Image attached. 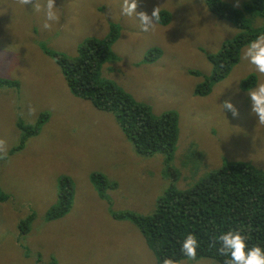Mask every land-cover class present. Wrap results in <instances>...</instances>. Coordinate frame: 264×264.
Masks as SVG:
<instances>
[{
	"label": "rangeland",
	"instance_id": "1",
	"mask_svg": "<svg viewBox=\"0 0 264 264\" xmlns=\"http://www.w3.org/2000/svg\"><path fill=\"white\" fill-rule=\"evenodd\" d=\"M221 2L243 10L252 0ZM122 3L55 0L60 19L45 29L46 0L25 6L0 0V79L15 84L0 88V140L6 147L0 195L8 196L0 202V264H158L137 227L114 220L111 212L150 217L168 188L189 189L225 163H244L264 174V125L251 112L248 96L264 74L243 59L248 45L210 93L195 92L213 72L207 55L220 52L240 31L213 15L203 0H138V12L150 15L159 7L163 13V23L144 32L136 16L121 13ZM245 18L251 30L263 26L255 13ZM110 24L119 28L111 46L117 59L102 66L101 77L155 115L177 113L178 141L170 163L163 153L137 154L115 116L74 97L58 65L44 53L46 48L73 58L85 39H104ZM151 49L159 55L144 63ZM250 75L256 84L243 91ZM225 100L238 116L222 109ZM44 112L48 118L39 133L12 153L22 137L19 124L33 125ZM93 173L117 185L105 191L104 200L90 180ZM61 178L72 184V205L61 219L47 221ZM32 214L29 231L21 233L18 224ZM180 264L219 263L187 259Z\"/></svg>",
	"mask_w": 264,
	"mask_h": 264
},
{
	"label": "trees",
	"instance_id": "2",
	"mask_svg": "<svg viewBox=\"0 0 264 264\" xmlns=\"http://www.w3.org/2000/svg\"><path fill=\"white\" fill-rule=\"evenodd\" d=\"M203 1L213 15L234 24L240 33L223 43L220 52L207 55L213 72L210 78L197 86L195 92L199 95L210 93L211 87L238 64L241 50L264 33V22L260 29L251 30L245 18V14L255 13L264 21V0H252L251 4L243 6V10L228 6L221 0ZM162 16L163 13H160L159 21L163 23ZM118 32L119 28L110 24L104 39H85L73 58L46 48H43L44 53L58 65L74 97L90 101L96 109L115 116L126 141L132 144L137 154L163 153L170 163L178 141L177 113L167 111L155 115L148 105L138 103L120 86L101 77L102 66L117 59L111 46L118 39ZM158 55V49H151L144 63L155 62L157 58L154 57ZM255 79L254 75L248 76L242 82V90L252 89L256 84ZM13 85L14 82L0 79V88ZM47 118L48 114L44 112L33 125L19 124L22 137L12 153L22 150L26 140L39 133ZM90 180L102 200L106 199L107 189L117 187L98 173H93ZM58 184L57 203L47 213V221L61 219L72 205L73 187L70 180L61 178ZM7 199V195H0V202ZM111 216L117 221H130L137 227L158 264H162L164 258L179 262L187 260L181 252V244L189 233L195 234L199 242L196 259H212L224 264L225 259L230 257L217 251L219 244L214 245L213 237L230 229H238L248 237L246 252L253 246L264 250V174L244 163H225L189 189L168 188L157 201L156 211L150 217L132 212H111ZM33 220L32 214L21 221L19 231L27 233Z\"/></svg>",
	"mask_w": 264,
	"mask_h": 264
},
{
	"label": "clouds",
	"instance_id": "3",
	"mask_svg": "<svg viewBox=\"0 0 264 264\" xmlns=\"http://www.w3.org/2000/svg\"><path fill=\"white\" fill-rule=\"evenodd\" d=\"M17 3L21 6L32 3V0H17ZM55 0H46L45 6V23L43 27L50 29L51 24L49 21L58 22L60 17L56 12ZM33 7L35 11H41V6L38 3H34ZM138 0H123L121 5V13L128 17L136 16L141 24V30L148 32L155 27L156 22L160 18L159 7H154L151 14L144 11H137ZM243 59H246L251 65L255 67V70L264 74V33L259 34L254 40L250 41L247 48L243 53ZM250 98L251 112L258 117V123L264 125V82L259 83L255 88L248 91ZM222 109H226L232 113L233 117L238 116L237 108L228 100L222 103ZM30 111H34L30 109ZM0 159H4L6 156L5 141L0 140ZM247 236L241 234L240 230H228L225 233H221L217 237H213L214 245L219 244L217 251L224 255L226 258L224 264H264V250L259 246H253L247 252L246 240ZM199 247V242L195 234L189 233L186 235L181 244V252L189 260L196 259V250ZM162 264H180L179 261L173 258H164Z\"/></svg>",
	"mask_w": 264,
	"mask_h": 264
}]
</instances>
